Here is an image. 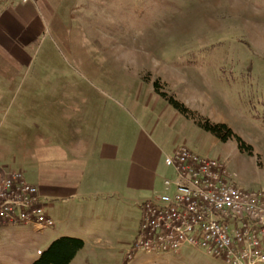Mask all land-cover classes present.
Masks as SVG:
<instances>
[{"label": "rangeland", "instance_id": "obj_1", "mask_svg": "<svg viewBox=\"0 0 264 264\" xmlns=\"http://www.w3.org/2000/svg\"><path fill=\"white\" fill-rule=\"evenodd\" d=\"M257 30L264 34V0H0V167L18 170L30 142L65 133L61 112L79 109L96 124L93 133L123 137L125 147L145 138L165 157L186 145L224 162L237 187L264 191V39ZM156 82L188 113L162 97ZM207 124L227 125L245 149ZM34 174L25 176L36 182ZM171 176L166 166L159 193ZM138 215L98 216L71 264H225L189 246L129 259ZM57 230L2 227L0 264H33Z\"/></svg>", "mask_w": 264, "mask_h": 264}, {"label": "built area", "instance_id": "obj_2", "mask_svg": "<svg viewBox=\"0 0 264 264\" xmlns=\"http://www.w3.org/2000/svg\"><path fill=\"white\" fill-rule=\"evenodd\" d=\"M173 176L163 193L140 204L137 236L128 251L177 254L195 247L225 264H264V191L232 183L224 162L202 157L186 145L165 157ZM7 225H55L39 187L22 171L0 167V230Z\"/></svg>", "mask_w": 264, "mask_h": 264}, {"label": "crops", "instance_id": "obj_3", "mask_svg": "<svg viewBox=\"0 0 264 264\" xmlns=\"http://www.w3.org/2000/svg\"><path fill=\"white\" fill-rule=\"evenodd\" d=\"M254 35L264 39L259 30ZM82 111L63 110L61 123L66 132L32 140L18 170L25 175L35 173L37 183L26 179L39 187L44 206L48 200L62 201L49 211L45 207L55 220L57 236L81 238L86 242L85 249L90 232L97 227L91 224L97 222L98 216L123 219L136 210L140 225V204L159 193V180L166 166L159 146L140 138L125 147L121 144L125 142L123 137L114 139L93 133L96 124L87 122Z\"/></svg>", "mask_w": 264, "mask_h": 264}, {"label": "trees", "instance_id": "obj_4", "mask_svg": "<svg viewBox=\"0 0 264 264\" xmlns=\"http://www.w3.org/2000/svg\"><path fill=\"white\" fill-rule=\"evenodd\" d=\"M158 82H156L155 87L158 93L166 99L167 96L163 92H159L160 89L158 88ZM170 104L179 110L181 113H188V110L180 104L179 101L175 100L174 98L168 99ZM205 129L215 136L219 137L222 141L226 142L231 138H236L240 149H245V144L242 139L238 136H235L233 131L228 128L225 124H216L210 125L207 124L204 126ZM85 247V241L81 238L69 237V236H62L57 238L45 251H43L40 257L33 263V264H71L75 258L77 257L78 253Z\"/></svg>", "mask_w": 264, "mask_h": 264}, {"label": "bare ground", "instance_id": "obj_5", "mask_svg": "<svg viewBox=\"0 0 264 264\" xmlns=\"http://www.w3.org/2000/svg\"><path fill=\"white\" fill-rule=\"evenodd\" d=\"M10 170H14V169H10ZM17 171H20V170H17ZM23 173H24V172H23ZM25 177H26V176H25ZM129 250H130V249H129ZM129 250H128V251H129Z\"/></svg>", "mask_w": 264, "mask_h": 264}]
</instances>
